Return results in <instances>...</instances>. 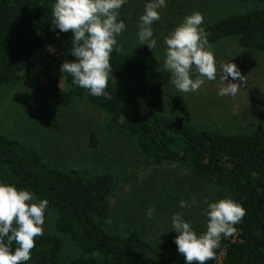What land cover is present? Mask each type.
<instances>
[{
	"label": "trees",
	"instance_id": "trees-1",
	"mask_svg": "<svg viewBox=\"0 0 264 264\" xmlns=\"http://www.w3.org/2000/svg\"><path fill=\"white\" fill-rule=\"evenodd\" d=\"M236 1L246 7L201 26L209 43L214 47L231 39L263 54L264 0ZM54 4L55 0H0V89L27 83L45 91L60 107L84 99L105 110L107 127L125 135L148 162L176 163L196 181L205 179L229 191L246 215L234 225L233 235H222L216 258L206 264H264V124L236 130L199 125L170 113L165 105L173 86L171 73L163 67L158 46L152 50L140 42L126 46L117 41L119 50L114 48L110 60L113 78L106 89L110 98L91 95L60 71L65 61L76 58L71 54L73 33L52 26ZM144 11L141 8L139 15ZM90 145H99L94 132ZM0 183L28 190L37 200L47 199L60 233L38 236L24 264H186L139 232L109 226L116 187L112 171L85 162L64 170L46 160L35 145L0 132ZM63 236L73 253L66 252ZM11 247L14 251L18 245L13 242Z\"/></svg>",
	"mask_w": 264,
	"mask_h": 264
},
{
	"label": "rangeland",
	"instance_id": "rangeland-1",
	"mask_svg": "<svg viewBox=\"0 0 264 264\" xmlns=\"http://www.w3.org/2000/svg\"><path fill=\"white\" fill-rule=\"evenodd\" d=\"M143 2L147 4L149 0H127L119 9L118 20H123L126 25L117 36L119 43L126 46L139 43V12L141 8L145 9ZM165 2L166 6L158 9L160 19L152 24L163 63L167 50L165 37L186 16L194 12L202 13L204 22L201 26H204L226 12L246 7L236 0ZM212 50L216 60V79L203 78L204 83L198 90L187 93L179 91L172 83L166 97L167 111L180 114L199 125L210 124L236 130L264 124V53L245 49L231 39H225ZM230 62L245 76L246 85L239 79L233 80L230 75L225 81L221 79L222 65ZM192 78H196L194 69ZM228 83L241 84L242 87L234 96L220 95ZM107 119L105 110L84 99H77L68 107L54 106L45 91L27 83L5 84L0 89L1 133L35 145L46 160L64 170L85 162L94 168L112 171L116 187L110 199L109 226L119 232H139L165 249L171 257L185 259L174 242L179 233L172 227L173 214L182 213L194 231L202 234L208 223V203L231 198L229 191L205 179L198 178L196 181L194 174L176 163L153 165L135 151L125 135L109 129ZM93 132L99 139L97 148L90 145ZM182 200L190 206L181 208ZM153 206L155 211L148 218L146 212ZM43 228L44 234L60 235L50 209L45 210ZM63 238L67 243L66 252L73 253L74 248L68 238Z\"/></svg>",
	"mask_w": 264,
	"mask_h": 264
},
{
	"label": "clouds",
	"instance_id": "clouds-1",
	"mask_svg": "<svg viewBox=\"0 0 264 264\" xmlns=\"http://www.w3.org/2000/svg\"><path fill=\"white\" fill-rule=\"evenodd\" d=\"M127 0H56L52 10V26L60 32L73 33L72 52L75 61H65L60 71L74 78V83L88 89L95 97H108L106 89L112 75L111 53L117 46V36L126 28L123 20H118L119 9ZM165 0H149L138 24L139 42L155 49L152 24L160 19ZM204 16L194 12L186 16L167 37L166 59L163 67L171 73V81L181 92H194L204 83L203 78L215 80L217 74L213 46L208 34L201 27ZM193 69L196 78H192ZM239 79L246 85L245 76L230 62L222 65L221 79L228 76ZM241 84L228 83L220 95H236ZM195 203V200H193ZM205 203H208L205 200ZM49 201L37 200L28 190H20L15 185L0 183V264H24L31 259V250L36 246V238L44 234L45 210ZM186 201L180 207H189ZM155 211L150 207L146 215L151 218ZM208 223L206 231L197 234L182 213L172 216L173 230L179 235L174 242L186 264H206L216 258L221 237L235 233L234 225L246 215L243 206L230 197L208 203L206 210ZM6 238V240H5ZM15 242L18 247L12 250Z\"/></svg>",
	"mask_w": 264,
	"mask_h": 264
}]
</instances>
